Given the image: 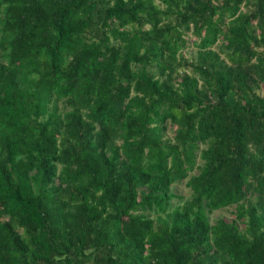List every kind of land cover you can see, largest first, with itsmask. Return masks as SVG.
<instances>
[{"label":"trees","instance_id":"16d2710c","mask_svg":"<svg viewBox=\"0 0 264 264\" xmlns=\"http://www.w3.org/2000/svg\"><path fill=\"white\" fill-rule=\"evenodd\" d=\"M0 264H264V0H0Z\"/></svg>","mask_w":264,"mask_h":264},{"label":"rangeland","instance_id":"374dc122","mask_svg":"<svg viewBox=\"0 0 264 264\" xmlns=\"http://www.w3.org/2000/svg\"><path fill=\"white\" fill-rule=\"evenodd\" d=\"M186 38H190V36H187ZM191 50L193 51L194 49H192L191 47L186 48L183 52L184 56L189 57L191 54ZM171 187L175 194L182 196L183 198L189 197V191L187 188L183 186V183L173 184ZM177 202H178L177 199L173 200V204H176ZM230 211H231V208H225L220 211L213 212L210 215V219H213L215 217H225L226 219H228L231 217Z\"/></svg>","mask_w":264,"mask_h":264}]
</instances>
